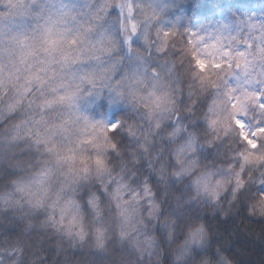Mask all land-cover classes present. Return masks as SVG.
I'll use <instances>...</instances> for the list:
<instances>
[{
  "label": "clouds",
  "instance_id": "1",
  "mask_svg": "<svg viewBox=\"0 0 264 264\" xmlns=\"http://www.w3.org/2000/svg\"><path fill=\"white\" fill-rule=\"evenodd\" d=\"M0 264H264V0H0Z\"/></svg>",
  "mask_w": 264,
  "mask_h": 264
}]
</instances>
